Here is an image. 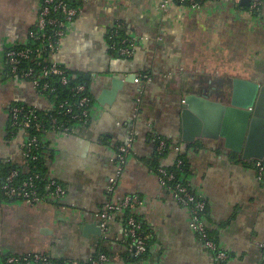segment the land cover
Instances as JSON below:
<instances>
[{"label": "crops", "instance_id": "crops-1", "mask_svg": "<svg viewBox=\"0 0 264 264\" xmlns=\"http://www.w3.org/2000/svg\"><path fill=\"white\" fill-rule=\"evenodd\" d=\"M81 1L51 59L85 83L93 99L91 118L74 134L48 131L41 137L47 175L65 188L63 200L30 205L0 194V264L8 256L33 254L54 263L89 264L101 252L110 257L107 264H264L258 161L243 162L222 142L187 146L181 140L188 92L207 89L214 98L225 97L233 77L264 84V14L244 15L231 3L199 11L172 5L165 14L161 0ZM41 6V0H0V181L7 165L27 164L26 134L10 130L12 106L52 108L29 81L11 76L6 62L8 50L28 40ZM115 29L136 39L131 58L111 49ZM222 38L231 49L222 47ZM142 73L153 81H142ZM132 133V153L121 165L118 149ZM160 138L170 147L158 156ZM180 156L183 178L208 203L205 222L230 255L227 262L204 247L190 227V209L161 185L159 168L175 166ZM128 196L139 197L133 215L150 236L149 251L139 258L126 237V212L115 213L102 236L87 230L96 222L101 227L106 206Z\"/></svg>", "mask_w": 264, "mask_h": 264}, {"label": "built area", "instance_id": "built-area-1", "mask_svg": "<svg viewBox=\"0 0 264 264\" xmlns=\"http://www.w3.org/2000/svg\"><path fill=\"white\" fill-rule=\"evenodd\" d=\"M73 0H41L42 6L37 17L36 24L29 33L28 40L24 43L25 47L18 49H10L6 53V62L11 69V75L23 80H30V83L39 93H47L49 96L55 94L56 89L51 86L49 80L52 77L57 78V82L63 86L70 84L69 71L63 66L52 61V57L58 52L60 43L66 33L67 26L73 23L80 12V8L72 5ZM248 6H241L243 0H161L160 9L163 13L168 14L172 5H181L193 10H202L208 4H233L241 14L244 15H263L264 0H248ZM119 35L115 30L109 33L110 47L120 57L131 58L134 55L136 39H122L119 46L114 40ZM40 68L39 77L36 75L34 66ZM140 79L146 83L153 81L149 73L140 74ZM72 92L78 96V101L74 106H69L63 112L64 115L71 116L73 120L87 124L90 118L91 99L87 95V86L83 83L73 87ZM61 108H64L62 105ZM77 110V111H76ZM62 114V113H60ZM12 126L17 130H21L26 134V140L22 145L23 155L26 162L37 161L40 157L34 155L40 143L39 136L31 135V130L38 132L55 131L66 135L74 134L75 130L69 126L59 124L55 118L51 122L50 129L44 130L40 123L39 116L34 110L25 112V108L12 106L11 108ZM134 134H131L129 141L121 146L119 151L120 164H124L126 158L132 153L134 144ZM176 152H181L180 147H174ZM168 151L166 141L158 140V152L164 154ZM256 169L260 180H264V162H255ZM185 161L179 157L175 166L161 167L158 170L161 185L173 193L176 201L187 208L191 212L190 227L198 236L199 241L204 247L212 253L219 261L227 262L230 255L224 251L214 237L211 235L205 217L208 213V203L204 198L197 195L190 183L180 177V173L185 171ZM19 171H13L5 180L0 188V194L13 199L25 201L27 204L34 205L46 201L45 197L40 194L37 186L39 175L29 177L23 181H18ZM114 183V180H112ZM51 191L50 197L56 201H61L66 196L65 188L56 180H51L47 185ZM141 201L138 196H128L120 204H108L100 215L101 227L107 230L108 224L112 216L117 212H133ZM126 237L137 258L145 255L149 251L150 236L144 233L143 224L131 215L126 219ZM264 247V246H263ZM110 258L100 253L97 257L90 260L89 264H107ZM6 264H69L68 262L54 263L46 256L40 254L26 256H8ZM77 264V263H73Z\"/></svg>", "mask_w": 264, "mask_h": 264}, {"label": "water", "instance_id": "water-1", "mask_svg": "<svg viewBox=\"0 0 264 264\" xmlns=\"http://www.w3.org/2000/svg\"><path fill=\"white\" fill-rule=\"evenodd\" d=\"M248 5V0L241 3ZM228 84L231 92L225 97L214 98L207 89L184 96L181 140L187 146L222 142L243 162H264V84L241 77L230 78ZM87 230L104 234L97 222Z\"/></svg>", "mask_w": 264, "mask_h": 264}, {"label": "trees", "instance_id": "trees-1", "mask_svg": "<svg viewBox=\"0 0 264 264\" xmlns=\"http://www.w3.org/2000/svg\"><path fill=\"white\" fill-rule=\"evenodd\" d=\"M81 4H82L81 0H73L72 1V5L76 6L78 8H80ZM115 31L119 35V37L114 40V42L116 43L117 46H119L120 41L122 39L132 38V36L128 35L122 29H120V30L115 29ZM24 47H25V45L23 44V45L17 46V47L12 48V49L20 50ZM27 66H34L35 67L34 69L37 72L36 75H38V78L42 83L43 79L39 77L40 68L37 67L36 65L28 64V63H27ZM8 72H9V74L11 73V69L9 66H8ZM69 74H70V80L71 81H70V84L68 86H63V85L59 84L57 82V78H55V77H52L49 80H44V82L49 81L51 86L56 89L55 94L50 95V96L47 93H42L44 96L49 98V100L52 103V108H50L46 111H41V110L32 108V107L27 106V105H23V104H16L14 106L19 107V108H25V112H28L29 110H34L36 115L39 116L40 123L43 126L44 130L50 129L52 120L56 118L58 120L59 124L69 126L71 129H74L76 132V129L79 126H85L86 124H83V123H80V122L73 120L71 116L64 115L63 112L69 106H74L75 103L78 101V96H76L74 94V92H72L73 87L76 86L77 84H80V83L85 84V83L82 81V79L76 78L70 72H69ZM30 80H27V81L30 82ZM87 95L91 99V103H90V107H89L90 118H91V106L93 104V99L90 96L88 89H87ZM62 105L64 106V108H61ZM60 113H62V114H60ZM90 118H89V120H90ZM10 128H11L10 130L12 131V133L18 131L16 127L12 126V120H10ZM30 134L39 136V138H40L39 147L33 153L36 156L38 155L40 157V159L37 161H33V162L29 161L25 166H19V165H13V164L7 165L8 167L5 170L6 175H5L4 179L2 181H0V188L5 183L6 178L15 170H18L19 174H20L18 181H23L29 177H34L35 175H39L40 178L37 180V186L39 188L40 194L45 197L46 201H53L54 203L58 204V201H56L50 197L51 191L47 188V185L49 184L51 179L47 175V167H46V163L44 162V156H43V143H42L41 137L45 133L44 132H38L35 129V130H31ZM160 139L167 142L168 149H169V147H170L169 142L163 138H160ZM157 154H158V156L162 155V154H159L158 152H157ZM180 157L183 158V156H180ZM185 173H186V167H185V171L181 172L179 176L183 178ZM131 215H133V212L126 211V219ZM143 228H144V226H143ZM144 233L147 234L145 228H144ZM101 253L108 256V254L106 252H101Z\"/></svg>", "mask_w": 264, "mask_h": 264}, {"label": "rangeland", "instance_id": "rangeland-1", "mask_svg": "<svg viewBox=\"0 0 264 264\" xmlns=\"http://www.w3.org/2000/svg\"><path fill=\"white\" fill-rule=\"evenodd\" d=\"M220 43H222L223 48H225V46H224L225 44H228V47H226L225 49H227V48L231 49V43L229 41H227L226 39L222 38V42H220Z\"/></svg>", "mask_w": 264, "mask_h": 264}]
</instances>
